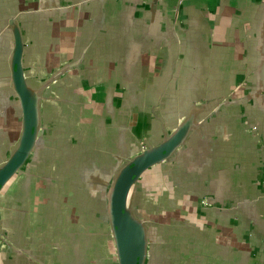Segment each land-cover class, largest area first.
<instances>
[{"label": "crops", "instance_id": "1", "mask_svg": "<svg viewBox=\"0 0 264 264\" xmlns=\"http://www.w3.org/2000/svg\"><path fill=\"white\" fill-rule=\"evenodd\" d=\"M98 1L0 0V33L9 16V2L16 3L11 8L14 15L32 13L33 18L22 24L27 42L36 51L27 49L23 57L33 80L44 83L68 66L43 91L49 99L43 106L40 146L21 174L29 175L27 193H43L45 207L52 209L54 221L63 216L57 225L68 226V232L73 218L89 224L97 219V213L103 216L105 193L116 163L130 158L141 139H161L192 113L199 123L205 114L208 117L204 119L209 120L206 126V122L197 123L182 156L192 150L198 154L197 145L206 142L208 147L203 152L208 159L223 161L222 167L230 170L236 164L240 175L246 146L232 139L230 131L221 130L231 124L230 112H245L249 99H259L262 92L257 78L264 60L259 39L264 32V0H176L179 23L175 31L166 0H159L154 15L146 13L145 4L142 12L119 6L108 11L96 9ZM142 26L155 27L160 35H142ZM248 31L261 36L248 40ZM7 43L8 39L0 37V151L5 153L21 130V114L12 104L15 100L6 74L10 54ZM37 52L40 57L35 56ZM232 90L233 103L243 99L241 103H227L226 96ZM201 97L209 102L200 104ZM241 104L245 110L238 107ZM237 121V129L243 134L244 122L242 118ZM104 164L107 180L102 170L93 167ZM192 176L197 178V194L204 191L225 198L226 191L230 193L217 179L208 191L200 174ZM222 177L227 175L223 172ZM5 207L7 214V206L2 209ZM19 214L16 211L17 224L24 220ZM205 217L215 218L214 214ZM17 238L15 243L31 255L57 256L65 264L70 263L63 260L64 256L71 257L69 252L74 250L84 261L104 254L91 249L94 246L88 247L89 239L85 242L78 238L79 247L77 242L72 244L73 236H55L48 245H37L34 236ZM92 241L98 246L106 244L104 236ZM197 241L203 245L193 249L194 254L199 258L216 257L218 250L212 239L198 236Z\"/></svg>", "mask_w": 264, "mask_h": 264}, {"label": "water", "instance_id": "2", "mask_svg": "<svg viewBox=\"0 0 264 264\" xmlns=\"http://www.w3.org/2000/svg\"><path fill=\"white\" fill-rule=\"evenodd\" d=\"M158 3L159 0H106L105 3L100 0L95 2V7L108 11L116 9V6L135 7L136 12H142L145 4L146 13L152 12L154 15ZM165 3L169 9L167 0ZM8 6L9 16L0 37L8 39L10 54L6 74L15 100L12 104L18 106L21 114V130L9 151H0V264H65L57 256L31 255V252L15 243L18 236H34L37 245H48L55 236H73L75 239L71 240L72 244L77 242L79 247L78 238L85 242L89 239L88 247L94 246L91 249L104 252L101 258L92 257L84 261L83 256H76V250L71 251V257L63 258L70 264H178V261L182 264H232V260L234 264H264V60L259 65L257 78L262 87L259 99L248 98L250 105L241 114L230 112L231 124L221 130L230 131L232 139L246 146V159L241 161L243 166L240 175L237 174L239 169L235 170L236 164L230 170L222 167L223 161L208 159V154L204 153L208 144L202 140L203 143L196 147L198 154L192 150L193 154L182 156L184 150H188L187 140L191 132L199 123L195 113H192L161 139H141L140 149L127 160L116 163L108 192L105 193L103 216L100 218L97 213V219L89 224L84 223V219L80 223L77 218H73L72 230L68 232V226L57 225L63 216L54 221L52 209L45 207L47 203L43 193H27L29 175L21 176L40 146L42 113L45 116L43 106L45 100L49 99L43 91L58 80L68 70V66L58 70L56 78L45 80L44 83L36 78L33 80L23 64V57L27 49L31 50L30 53L36 51L27 42L22 24L26 19L33 18L32 13L17 16L11 10L16 3L9 2ZM169 12L174 16L172 26L175 31L179 23L177 6L174 5ZM151 19L148 21L153 22ZM142 28V35L149 38L160 35L155 32V27ZM172 34L177 36L174 32ZM165 35L170 36L169 33ZM251 36L261 35H252L248 31L245 37L249 40ZM259 39L264 48V32ZM35 56L40 57V53L37 52ZM234 92L232 90L226 96L227 103H233ZM204 102L208 103L209 99L201 97L199 103ZM238 107L243 110L246 108L242 104ZM206 117L205 114L199 124L208 121L204 119ZM239 118L245 125L243 134L237 129ZM204 138L207 139V136ZM219 163L220 167L217 166ZM93 167L102 170L106 180L109 178L106 164ZM222 171L227 175L224 179ZM197 173L205 180L208 191L210 185H216L217 179L230 193L226 191L225 198L204 191L197 194L194 191L197 178L192 176ZM3 205L7 206V214L6 207L2 209ZM16 211L24 218L20 219L21 224L15 223ZM206 214H214V220L206 218ZM96 236L105 237L104 247L92 241ZM198 236L213 240V247L218 250L216 257L199 258L194 254L193 249L199 250L198 247L203 245L197 241ZM91 249H88L89 252Z\"/></svg>", "mask_w": 264, "mask_h": 264}, {"label": "rangeland", "instance_id": "3", "mask_svg": "<svg viewBox=\"0 0 264 264\" xmlns=\"http://www.w3.org/2000/svg\"><path fill=\"white\" fill-rule=\"evenodd\" d=\"M175 1L176 0H167V2H168V8L169 9H172L173 8V6L175 5ZM243 261H246V260L243 259ZM229 264H231V262ZM232 264H234V260H232ZM244 264H245V262H244Z\"/></svg>", "mask_w": 264, "mask_h": 264}, {"label": "flooded vegetation", "instance_id": "4", "mask_svg": "<svg viewBox=\"0 0 264 264\" xmlns=\"http://www.w3.org/2000/svg\"><path fill=\"white\" fill-rule=\"evenodd\" d=\"M178 264H182L180 261H178Z\"/></svg>", "mask_w": 264, "mask_h": 264}]
</instances>
